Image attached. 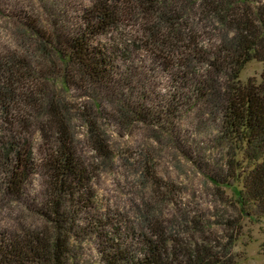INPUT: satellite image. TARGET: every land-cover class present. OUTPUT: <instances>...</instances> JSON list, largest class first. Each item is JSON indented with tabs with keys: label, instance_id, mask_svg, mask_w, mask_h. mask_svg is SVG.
I'll return each mask as SVG.
<instances>
[{
	"label": "rangeland",
	"instance_id": "1",
	"mask_svg": "<svg viewBox=\"0 0 264 264\" xmlns=\"http://www.w3.org/2000/svg\"><path fill=\"white\" fill-rule=\"evenodd\" d=\"M151 1L162 20L132 8L88 36L113 73L98 85L58 56L93 0H0V233L58 228L68 264H139L153 242L168 264L201 249L264 264V216L236 203L220 132L233 28L216 0ZM239 80L264 81V62ZM64 133L70 176L49 160Z\"/></svg>",
	"mask_w": 264,
	"mask_h": 264
},
{
	"label": "trees",
	"instance_id": "2",
	"mask_svg": "<svg viewBox=\"0 0 264 264\" xmlns=\"http://www.w3.org/2000/svg\"><path fill=\"white\" fill-rule=\"evenodd\" d=\"M110 1L93 0L84 30L63 40L67 53H58L65 72L71 67L73 74L92 79L98 85L109 82L110 74L113 73L110 72L105 53L90 47L88 36L102 34L109 27H117L122 17L128 14V9L136 8L153 18L158 14L151 5L155 1ZM237 4L236 0H216L214 5L223 22H228L234 32L228 41L226 55L232 74L221 100L220 132L231 150L228 176L241 184V188L236 191V203L248 216H264V81L239 80V71L245 62L251 59L264 62V9L257 11ZM157 17L162 20V13ZM65 133L53 150L54 157H49V160L59 174L70 176L75 173L76 165L73 163L71 140ZM95 142L99 141L95 139ZM213 180L216 182V179ZM9 182L16 184L15 180ZM55 200L49 199V205L58 215ZM60 232L58 228L54 233L43 228L15 234L0 233V264H68L63 246L65 242ZM154 243L139 264H168L165 263V257L171 259L172 256L154 246ZM177 255L180 257L176 264H233L214 256L209 258L211 255L206 254L204 249Z\"/></svg>",
	"mask_w": 264,
	"mask_h": 264
}]
</instances>
